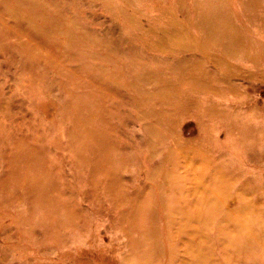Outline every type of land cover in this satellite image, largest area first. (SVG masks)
Instances as JSON below:
<instances>
[{"label": "rangeland", "instance_id": "374dc122", "mask_svg": "<svg viewBox=\"0 0 264 264\" xmlns=\"http://www.w3.org/2000/svg\"><path fill=\"white\" fill-rule=\"evenodd\" d=\"M0 264H264V0H0Z\"/></svg>", "mask_w": 264, "mask_h": 264}, {"label": "bare ground", "instance_id": "6f19581e", "mask_svg": "<svg viewBox=\"0 0 264 264\" xmlns=\"http://www.w3.org/2000/svg\"><path fill=\"white\" fill-rule=\"evenodd\" d=\"M233 34V33H232ZM216 111V110H215Z\"/></svg>", "mask_w": 264, "mask_h": 264}]
</instances>
